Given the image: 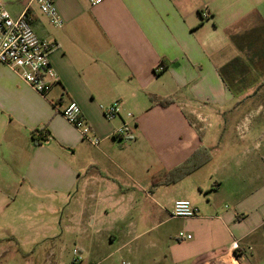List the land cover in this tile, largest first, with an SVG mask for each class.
<instances>
[{
    "label": "crops",
    "instance_id": "crops-1",
    "mask_svg": "<svg viewBox=\"0 0 264 264\" xmlns=\"http://www.w3.org/2000/svg\"><path fill=\"white\" fill-rule=\"evenodd\" d=\"M2 1L56 45L59 81L41 96L0 66V264H264V0H54L61 27Z\"/></svg>",
    "mask_w": 264,
    "mask_h": 264
},
{
    "label": "built area",
    "instance_id": "built-area-1",
    "mask_svg": "<svg viewBox=\"0 0 264 264\" xmlns=\"http://www.w3.org/2000/svg\"><path fill=\"white\" fill-rule=\"evenodd\" d=\"M34 1L42 14L49 18L50 23L55 27H61V20L54 0H32ZM91 6L100 5L105 0H87ZM32 16L27 8L23 9L18 16L13 17L6 9L5 4L0 0V66L9 67L17 76L35 92L41 96L47 95L53 84L59 81V78L53 70L49 54L56 45L50 41L40 39L36 36L32 27ZM164 69L159 65L155 72L158 73ZM103 115L108 120L120 116L122 112V102L115 101L110 105L101 107ZM61 116L74 127L81 135V138L89 141L93 145L99 143V138L93 136L89 123L81 114L79 105L70 100L60 110ZM126 117L131 118L132 114L127 113ZM113 136L123 140L129 138L126 127L123 126L114 131ZM197 215V209L189 200H177L174 202L171 216L173 218L189 219ZM178 240H190L191 235L179 232ZM233 248L237 245L234 242ZM72 264H78L80 257L77 249L73 250ZM125 264V263H122Z\"/></svg>",
    "mask_w": 264,
    "mask_h": 264
},
{
    "label": "rangeland",
    "instance_id": "rangeland-1",
    "mask_svg": "<svg viewBox=\"0 0 264 264\" xmlns=\"http://www.w3.org/2000/svg\"><path fill=\"white\" fill-rule=\"evenodd\" d=\"M260 56V58H258V61H256V62H260L259 64H257L258 66H261L262 68H263V72H264V53H261V55H259ZM166 227V226H165ZM165 227L164 226H162L161 228H158L155 232H153V234H152V237L153 238H155V236H157L158 234H159V232H163V230H165ZM74 250V249H73ZM161 250V248H156V249H153L152 251H151V253L153 254V255H157L158 254V252ZM74 258V257H73ZM120 261V259H118V256H114V257H111L109 260H108V262H114V263H117V262H119ZM72 263V261L70 262V263H68V264H71Z\"/></svg>",
    "mask_w": 264,
    "mask_h": 264
},
{
    "label": "trees",
    "instance_id": "trees-1",
    "mask_svg": "<svg viewBox=\"0 0 264 264\" xmlns=\"http://www.w3.org/2000/svg\"><path fill=\"white\" fill-rule=\"evenodd\" d=\"M238 62V60H236V61H234L232 64H231V66L232 65H234V64H236ZM229 66V65H228ZM228 66L226 67V68H228ZM225 68V69H226ZM223 71H224V69L221 71V75H222V73H223ZM223 76V75H222ZM152 99H155L154 97H152ZM171 102V100L170 99H165V100H157V103H159L161 106H166V105H168L169 103ZM210 159V153H209V151H206V154H204L203 155V158L201 159V163L200 164H198L197 166H200L201 164H203L204 162H206L207 160H209ZM197 166H195L194 168H197ZM178 170H175V171H173V173L171 172L170 174H168L169 176L170 175H174V177L176 176L175 175V173L177 172ZM183 174H185V173H183ZM169 181H173V179H170ZM164 182V181H163ZM72 264V263H71Z\"/></svg>",
    "mask_w": 264,
    "mask_h": 264
}]
</instances>
